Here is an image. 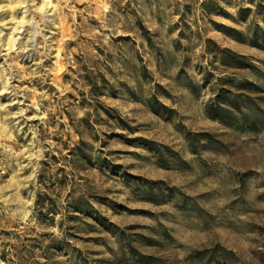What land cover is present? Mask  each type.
I'll return each mask as SVG.
<instances>
[{
	"label": "rangeland",
	"instance_id": "374dc122",
	"mask_svg": "<svg viewBox=\"0 0 264 264\" xmlns=\"http://www.w3.org/2000/svg\"><path fill=\"white\" fill-rule=\"evenodd\" d=\"M0 264H264V0H0Z\"/></svg>",
	"mask_w": 264,
	"mask_h": 264
},
{
	"label": "bare ground",
	"instance_id": "6f19581e",
	"mask_svg": "<svg viewBox=\"0 0 264 264\" xmlns=\"http://www.w3.org/2000/svg\"><path fill=\"white\" fill-rule=\"evenodd\" d=\"M49 1V0H48Z\"/></svg>",
	"mask_w": 264,
	"mask_h": 264
}]
</instances>
